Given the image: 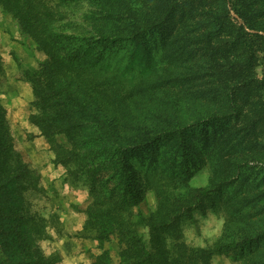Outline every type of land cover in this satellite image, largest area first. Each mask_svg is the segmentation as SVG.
Returning <instances> with one entry per match:
<instances>
[{"label": "trees", "instance_id": "16d2710c", "mask_svg": "<svg viewBox=\"0 0 264 264\" xmlns=\"http://www.w3.org/2000/svg\"><path fill=\"white\" fill-rule=\"evenodd\" d=\"M91 2L110 24L101 28L96 37L52 32L47 27V11L22 13L16 3L9 9L20 12V25L31 30L50 57L63 52L74 65L90 63L89 69L99 63L105 66L108 58L113 61L112 53L124 49L125 42L138 43L132 61L146 87L153 89L149 96L158 99L163 92L169 93L170 106L163 114L140 124L136 122V108L106 120L90 108L86 98L60 81L38 72L28 78L39 109L32 120L50 141L49 135L55 132L77 137L81 133L74 130H89L91 136L79 141L83 144L80 158L75 160L61 145L57 155L68 153L64 163L77 162L95 200L109 201L100 209L93 204L88 210L87 225L94 228L96 238L102 241L115 232L112 196L120 193L122 203H136L130 159L135 149L140 153L144 148H159L151 158L162 155L164 165L172 168L174 174L186 175L183 179L192 170L189 164L196 163L193 158L209 155V151L214 153V178L206 186L179 194L169 208L163 201L157 209L160 219L154 223L158 229L172 226L171 221L164 219L172 207L180 216L183 210L188 214L193 208L205 210L207 204L220 206L224 196L237 195L250 182L241 179L235 185V178L243 171L253 179L259 178V185L264 184V0ZM231 10L239 19L230 14ZM102 29L105 31L100 32ZM161 71H165L163 76ZM175 79L179 89H160L167 82L174 87ZM4 122L0 109V137H8ZM225 156L228 158L224 160ZM23 169L24 166L15 165L8 171L20 173ZM107 183L113 184L108 193L103 191ZM98 191L100 195H96ZM250 195L254 229L235 235L230 232L212 249L196 250L193 255L175 251L179 246L172 251L152 246L135 230L116 226L129 246L123 264H208L210 255L221 252H235L237 258L251 264H264V206L259 208L264 205V188ZM4 258L7 255L0 256V264H8Z\"/></svg>", "mask_w": 264, "mask_h": 264}, {"label": "rangeland", "instance_id": "374dc122", "mask_svg": "<svg viewBox=\"0 0 264 264\" xmlns=\"http://www.w3.org/2000/svg\"><path fill=\"white\" fill-rule=\"evenodd\" d=\"M13 3L19 5L22 13L49 12L47 27L54 33L96 37L101 28L110 27L91 0H0V109L8 133V137H0V227L3 229H0V256L7 255L8 259L4 260L8 264H123L129 246L116 226L135 230L152 246L156 244L167 251L179 246L175 251L191 255L201 249H212L230 232L235 235L254 229V204L249 203V196L264 188V184L259 185V178L253 179L244 171L235 178V185L241 179L250 182L237 195L224 196L220 206L207 204L205 210L193 208L188 214L183 210L180 216L172 207L164 215L172 226L168 230L155 228L154 223L159 221L157 209L163 201L169 208L179 194L206 186L216 170L211 162L214 153L209 151V155L193 158L196 163L189 164L192 170L183 179L186 175L174 174L172 168L164 165L162 155L151 158L152 153L160 151L152 147L153 150L144 148L140 153L135 149L130 158L136 203H122L120 193L112 196L115 232L102 241L96 238L94 228L87 225L88 210L93 204L100 209L109 201L95 200L77 162L64 163L68 153L57 155L61 145L75 160L80 158L83 144L79 141L89 135V130L86 133L81 128L74 130L82 137L55 132L49 135L50 141L32 120L39 109L28 78L38 72L60 81L86 98L90 108L106 120L136 108V122L140 124L163 114L170 106L169 93L163 92L158 99L149 96L153 89L146 87L132 61L138 43L125 42L124 49L112 53L113 61L108 58V64L99 63L92 69L88 68L90 63L74 65L63 52L50 57L31 30L20 25V12L9 9ZM230 14L238 18L232 10ZM259 71L257 67L258 74ZM179 87L176 81L174 87L167 82L160 89L169 91ZM193 143L196 145L195 137ZM15 165L25 169L20 173L9 172ZM112 185L107 183L103 191L108 193ZM208 264L251 263L237 258L235 252H221L210 255Z\"/></svg>", "mask_w": 264, "mask_h": 264}]
</instances>
